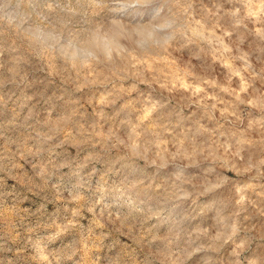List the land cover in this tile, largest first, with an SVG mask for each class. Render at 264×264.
<instances>
[{"label":"rangeland","instance_id":"rangeland-1","mask_svg":"<svg viewBox=\"0 0 264 264\" xmlns=\"http://www.w3.org/2000/svg\"><path fill=\"white\" fill-rule=\"evenodd\" d=\"M0 264H264V0H0Z\"/></svg>","mask_w":264,"mask_h":264}]
</instances>
